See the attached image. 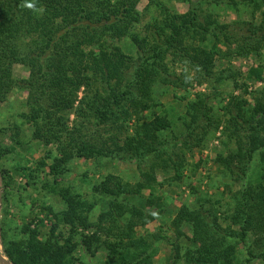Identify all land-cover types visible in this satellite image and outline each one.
Returning a JSON list of instances; mask_svg holds the SVG:
<instances>
[{
    "label": "trees",
    "instance_id": "1",
    "mask_svg": "<svg viewBox=\"0 0 264 264\" xmlns=\"http://www.w3.org/2000/svg\"><path fill=\"white\" fill-rule=\"evenodd\" d=\"M205 1L195 2L188 12L179 13L159 0H151L162 16L149 23L155 30L151 41L149 35L133 32L135 23L141 20L140 0H0V103L8 98V87L25 88L27 111L22 116L35 127V138L56 142L65 160L136 159L142 180L136 186L108 173L94 185L99 199L89 201L75 193L72 185H61V167L50 164L58 185L52 190L63 200L65 209L59 214L45 207L58 220L44 239L31 224L25 225V236L21 237L16 227L2 220L0 251L10 264H95L85 260L79 251L85 247L95 256L98 245L107 252L101 264H146L144 250L149 242L137 233L136 212L125 195L149 188L147 205L161 206L160 199L154 196L156 169L171 162L174 179L181 180L184 165L174 157L173 149L179 146L176 143L182 140L184 148H194L204 135L220 128L225 150L218 152L215 161L227 175L222 184L231 195L229 206L222 213V200L213 201L212 197L198 199L199 207L183 204L174 225L181 235L183 225L191 227L185 251L189 264H264V92L256 94L253 102L234 95L222 114L215 113L200 93L187 101L184 115L155 110L161 105L154 102L157 84L177 85L179 80L184 81L180 76L171 79L165 63L170 52L184 58L198 80L208 81L213 88L236 80V73L230 69L215 71L221 35L225 42L230 41L229 25L213 21L211 15L200 20L197 11ZM255 2L262 7L264 16V0ZM29 3L34 7L28 8ZM235 25H240L236 32H249L238 39L245 45L239 43L237 51L244 53L245 46L252 42L248 49L261 54L264 35L261 39L256 36L263 32V26L249 24L247 28L239 21ZM126 37H131L137 46L138 58L116 44ZM197 37L198 44L187 42ZM17 64L29 70L28 78L16 77ZM248 73L260 79L264 66H252ZM235 86H239L237 81ZM81 90L84 95L79 97ZM68 111L76 113L71 122L65 115ZM91 117L96 124H110L117 130L101 144L91 135L88 139L84 137V122ZM178 126L184 132L164 137ZM15 150L16 147L5 149L0 141V161ZM40 165L48 163L44 159ZM3 172L5 169L0 168L1 177ZM233 184L239 187L234 189ZM99 202L107 207L96 223L87 213ZM127 214L130 216L126 218ZM158 217L157 211H150L141 224ZM221 219L230 223L224 226ZM58 221L69 226L68 235L62 230L56 234Z\"/></svg>",
    "mask_w": 264,
    "mask_h": 264
},
{
    "label": "rangeland",
    "instance_id": "2",
    "mask_svg": "<svg viewBox=\"0 0 264 264\" xmlns=\"http://www.w3.org/2000/svg\"><path fill=\"white\" fill-rule=\"evenodd\" d=\"M199 1L201 0H159L163 5H167L179 13L188 12L193 4L195 5V2ZM138 10L141 20L135 23L133 32L141 36L149 35L152 41V34L155 30L150 29L149 23L162 18L160 8L151 3V0H140ZM262 11V7H258L255 0H235L230 3L228 0H206L201 3L197 11L200 20L211 15L213 21L229 25L230 41L225 42L224 36L221 35L222 41L219 43L221 53L215 60V71L221 73L223 70L230 69L236 73V80L230 79L224 85L217 84V89L213 88L208 81L202 78L198 80L196 73L191 70L184 58H181L176 52H170L165 63L171 79L180 76L184 81L179 80L177 85L161 82L157 84L153 94L154 102L161 105L155 108L156 112L167 111L174 115H184L187 101L194 99L197 93H200L206 98L215 113L222 114L226 112L225 106L234 95L253 102V97L256 94L264 92V74L260 79H256L249 77L248 73L252 66H264V50L259 54V52L248 49L252 45L250 42V45L245 46L244 53H239L237 45L245 44L238 42V39L243 35H248L249 32L246 29L239 32L235 30L236 27L237 29L240 27V25H235L237 21L247 28L249 24H252L253 27L262 25L263 32H258V36H256L261 39L264 35ZM189 41L198 44L200 37H197L196 41L192 38L187 39V42ZM116 44L122 46L130 55H136L135 58H138L137 46H134L131 37L117 41ZM14 72L19 79H26L29 76V70L21 64L15 66ZM235 81H237L238 87L235 86ZM7 92L8 98L0 103V128L2 130L0 141L5 149L16 147V150L9 151L0 161V168L5 169V173H2L3 178L0 174V222L5 220L7 223H11L13 227L17 228L21 237L25 236V225L31 224V227L38 228L41 239L46 238L50 234L52 225L57 223L58 219L56 220L45 207H51L54 212L59 214L65 209L63 200L52 190L54 186L57 188L58 185L54 181L55 175L49 170L50 164L55 163L61 167L63 171L61 185H72L75 193L82 194L89 201L99 199L94 194V185L98 184L108 173L118 175L124 181H130L136 186L142 184L136 159L122 161L108 158L73 157L71 160H65L58 144L54 141L47 143L43 139L35 138V127L22 116L27 111L24 104L28 91L21 86H14L8 87ZM83 95L84 90H81L79 97ZM65 115L69 117L70 122L76 117L74 111H68ZM84 126V137L89 139L91 135L92 139L98 141L99 144L114 133V130H117L115 126L113 129L110 124H96L92 117L84 122ZM181 131L184 132L178 126L174 132L165 133L164 137L168 139L179 135ZM131 132L132 130L129 133ZM125 135H122V140L125 139ZM224 139L220 128L217 132L211 130L204 135L201 144L194 148H184L182 140L176 143L179 146L173 149V153L176 160H182L184 175L181 180H175L171 162L167 163V167L156 169L157 183L154 184V196L160 199L161 206L150 207L147 205L149 188L143 187L139 193L125 195L130 206L136 212L135 220L138 221V224L135 225V229L137 233L144 235L149 242V246L144 250L146 264H189L185 259V251L190 243L187 236H192L191 227L183 225L181 229L184 235H181L174 225L177 212L183 204L199 207L198 199L204 201L207 197H212L213 201L222 200L224 205L220 209L222 213L227 210L231 195L222 184L227 175L215 161L218 152L225 150L222 143ZM178 155L182 158H179ZM167 156L165 154L164 158ZM44 159L48 165L42 167L40 161ZM149 163L150 161L146 164ZM30 174H32L31 177ZM34 180L37 182L35 183ZM233 185L234 189L239 187L238 184ZM106 207L107 205L102 202L97 203L93 211L87 213L90 221L97 223L100 212ZM150 211H157L159 217L141 224ZM129 216L130 214H127L126 218ZM221 222L224 226L230 223L223 219ZM58 223L59 229L56 234L62 230L65 235H68L69 226H66L62 221H58ZM2 249L0 245V250ZM94 251L95 256L83 247L79 254L87 261L101 264L106 259V250L98 245ZM256 264L261 263L256 262Z\"/></svg>",
    "mask_w": 264,
    "mask_h": 264
},
{
    "label": "water",
    "instance_id": "3",
    "mask_svg": "<svg viewBox=\"0 0 264 264\" xmlns=\"http://www.w3.org/2000/svg\"><path fill=\"white\" fill-rule=\"evenodd\" d=\"M0 262L2 264H10L9 261L2 255L1 251H0Z\"/></svg>",
    "mask_w": 264,
    "mask_h": 264
},
{
    "label": "clouds",
    "instance_id": "4",
    "mask_svg": "<svg viewBox=\"0 0 264 264\" xmlns=\"http://www.w3.org/2000/svg\"><path fill=\"white\" fill-rule=\"evenodd\" d=\"M26 6H27L28 8H33V7H34V5L31 4V3L27 4Z\"/></svg>",
    "mask_w": 264,
    "mask_h": 264
}]
</instances>
